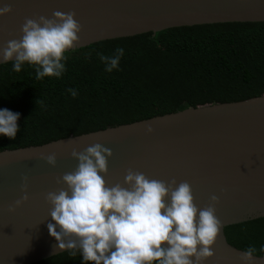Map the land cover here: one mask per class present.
<instances>
[{"label":"water","instance_id":"95a60500","mask_svg":"<svg viewBox=\"0 0 264 264\" xmlns=\"http://www.w3.org/2000/svg\"><path fill=\"white\" fill-rule=\"evenodd\" d=\"M4 6L12 11L0 16V49L21 38L26 18H52L54 11L75 12L82 26L79 44L68 52L176 27L264 22V0H0ZM10 63L14 61H0V66ZM96 143L113 153L107 158V175L101 174L109 186L124 185L131 168L150 179L188 182L201 209L212 195L218 196L216 215L222 228L214 255L204 264H245L244 251L227 242L224 229L264 217V93L1 151L0 264H34L67 251L49 234L47 225L55 221L44 197L64 187L57 177L77 167L72 150L82 152ZM52 153L55 166L41 158ZM24 176L29 200L9 212V205L24 195ZM251 264H264V252Z\"/></svg>","mask_w":264,"mask_h":264},{"label":"trees","instance_id":"16d2710c","mask_svg":"<svg viewBox=\"0 0 264 264\" xmlns=\"http://www.w3.org/2000/svg\"><path fill=\"white\" fill-rule=\"evenodd\" d=\"M117 48L124 54L108 72L99 54L113 56ZM66 56L58 78L37 79L27 62L19 72L14 63L0 66V109L20 114L16 138L0 135V152L264 93V22L170 28L98 42ZM224 231L233 247L253 246L255 256L263 254L264 217ZM34 264L85 262L79 252L65 251Z\"/></svg>","mask_w":264,"mask_h":264},{"label":"clouds","instance_id":"9594fccd","mask_svg":"<svg viewBox=\"0 0 264 264\" xmlns=\"http://www.w3.org/2000/svg\"><path fill=\"white\" fill-rule=\"evenodd\" d=\"M11 11L10 6L0 7V16ZM75 15L54 11L52 18H26L21 38L0 49V61H14L16 72L27 62L35 66L37 79L60 77L66 53L80 42L82 26ZM123 54L122 48L113 56L99 54L106 71L117 68ZM69 92L77 95L73 89ZM19 118V113L0 109V135L15 139ZM152 131L148 125L147 132ZM112 155L99 143L82 152L73 149L71 156L78 160L77 167L57 177V184L64 187L45 194L51 206L49 215L55 221L47 227L58 248L72 256L79 252L85 264H204L211 258L222 228L216 215L219 197L212 195L201 209L188 182L177 185L175 179H150L131 168L124 176L126 186H109L104 175L108 173L107 158ZM41 158L49 165L56 164L55 153ZM22 180L24 195L9 205V212L29 200L28 177ZM256 251L250 246L243 252L245 264H251ZM260 251L264 252V247Z\"/></svg>","mask_w":264,"mask_h":264}]
</instances>
